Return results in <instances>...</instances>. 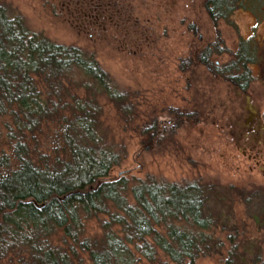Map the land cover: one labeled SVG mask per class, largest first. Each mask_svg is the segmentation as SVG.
Returning a JSON list of instances; mask_svg holds the SVG:
<instances>
[{
    "label": "trees",
    "instance_id": "obj_1",
    "mask_svg": "<svg viewBox=\"0 0 264 264\" xmlns=\"http://www.w3.org/2000/svg\"><path fill=\"white\" fill-rule=\"evenodd\" d=\"M240 2L213 0L206 9L228 21ZM8 9L0 3V264H84L78 253L88 264H239L244 240L234 228L214 236L205 186L108 178L127 147L103 126L100 95L124 124L140 121L133 130L148 148L174 143L176 130L198 115L171 109L167 124L144 114L84 50L30 33ZM249 53L244 42L223 70L253 63ZM92 220L100 233L90 237ZM243 260L264 264L262 249Z\"/></svg>",
    "mask_w": 264,
    "mask_h": 264
},
{
    "label": "rangeland",
    "instance_id": "obj_2",
    "mask_svg": "<svg viewBox=\"0 0 264 264\" xmlns=\"http://www.w3.org/2000/svg\"><path fill=\"white\" fill-rule=\"evenodd\" d=\"M211 1L0 3L21 16L30 33L84 50L144 114L167 124L171 109L198 115L197 122L192 118L176 130L174 143L148 148L133 130L140 121L124 124L100 95L103 126L127 147L125 160L108 178L205 186V216L213 222L214 236L238 230L244 240L239 264H245L244 257L253 258L259 249L264 254V0H241L228 21L208 14ZM244 42L253 63L224 71ZM205 51L211 58L201 64L198 57ZM184 62L185 71L179 67ZM86 232L90 237L100 233L96 220L87 223ZM78 254L88 264L87 255ZM161 264L172 263L163 259ZM193 264L219 263L201 258Z\"/></svg>",
    "mask_w": 264,
    "mask_h": 264
}]
</instances>
